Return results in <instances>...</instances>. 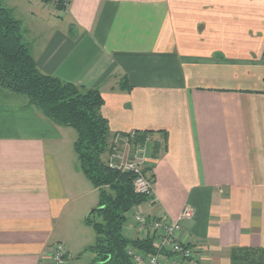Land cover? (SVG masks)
Returning a JSON list of instances; mask_svg holds the SVG:
<instances>
[{"label": "crops", "instance_id": "obj_1", "mask_svg": "<svg viewBox=\"0 0 264 264\" xmlns=\"http://www.w3.org/2000/svg\"><path fill=\"white\" fill-rule=\"evenodd\" d=\"M2 2L43 74L98 89L113 136L147 133L139 212L178 220L191 206L179 238L196 264L264 249V0ZM76 138L0 85V264H51L58 242L76 264L73 246L92 244L99 193ZM125 235L144 233L131 218Z\"/></svg>", "mask_w": 264, "mask_h": 264}, {"label": "trees", "instance_id": "obj_2", "mask_svg": "<svg viewBox=\"0 0 264 264\" xmlns=\"http://www.w3.org/2000/svg\"><path fill=\"white\" fill-rule=\"evenodd\" d=\"M50 3L51 0H42ZM68 0H58V9ZM0 85L28 98L31 105L59 127L77 134L74 142L79 169L99 192L98 206L85 219L96 233L95 243L87 250L95 256L91 264H133L130 247L145 255L156 254L152 239H131L125 228L131 212L149 199L136 193L133 172L110 168L109 158L115 137L127 138L132 147L143 148L147 133L112 135L109 121L102 114L105 100L98 89H86L43 74L24 40L23 27L11 10L0 0ZM120 88L130 91L127 78ZM145 133V134H144ZM132 137V138H130ZM147 174V169H144ZM232 264H264L263 248L234 247Z\"/></svg>", "mask_w": 264, "mask_h": 264}, {"label": "built area", "instance_id": "obj_3", "mask_svg": "<svg viewBox=\"0 0 264 264\" xmlns=\"http://www.w3.org/2000/svg\"><path fill=\"white\" fill-rule=\"evenodd\" d=\"M50 3L57 6L58 0H51ZM129 134L134 138V132ZM114 144V151L109 158L110 168L133 172L136 176L133 183L136 193L150 199L154 180L144 172L146 163L144 147L134 148L127 138L121 136L115 137ZM131 215L141 234L144 233L140 239H152L157 250L156 254L145 255L130 247L128 254L133 264H196L195 249L179 238L181 222L194 216L191 206H185L178 220L146 216L138 209H133ZM50 252L51 264H68L69 252L63 243L58 242L50 246Z\"/></svg>", "mask_w": 264, "mask_h": 264}, {"label": "rangeland", "instance_id": "obj_4", "mask_svg": "<svg viewBox=\"0 0 264 264\" xmlns=\"http://www.w3.org/2000/svg\"><path fill=\"white\" fill-rule=\"evenodd\" d=\"M33 1L36 2L38 0H33ZM12 2H13V0H9L10 5H13ZM20 5H22V7L20 8V11H22L23 8L28 9L26 7V5H28V3L22 1L20 3ZM75 134H76V132H75ZM88 230H89L88 232H90V233H87V237L89 236V243H91L93 241L92 244H85L83 246H78V245L73 246L76 252L78 251L77 249H80L77 252V254H73L74 255V262H76V264H91L93 259L95 258L94 254L87 249L89 248L90 245H93L95 243V240H93V239H94V237L96 238V233L93 231L92 227Z\"/></svg>", "mask_w": 264, "mask_h": 264}]
</instances>
